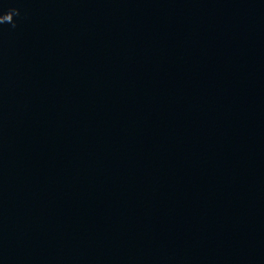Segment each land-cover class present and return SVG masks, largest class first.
<instances>
[{
    "label": "water",
    "instance_id": "95a60500",
    "mask_svg": "<svg viewBox=\"0 0 264 264\" xmlns=\"http://www.w3.org/2000/svg\"><path fill=\"white\" fill-rule=\"evenodd\" d=\"M0 264H264V0H0Z\"/></svg>",
    "mask_w": 264,
    "mask_h": 264
},
{
    "label": "clouds",
    "instance_id": "9594fccd",
    "mask_svg": "<svg viewBox=\"0 0 264 264\" xmlns=\"http://www.w3.org/2000/svg\"><path fill=\"white\" fill-rule=\"evenodd\" d=\"M15 15H19V12L17 9L13 8V9H10L6 14L4 15H0V17H11V23L13 24V27H15V23L13 21V17Z\"/></svg>",
    "mask_w": 264,
    "mask_h": 264
}]
</instances>
